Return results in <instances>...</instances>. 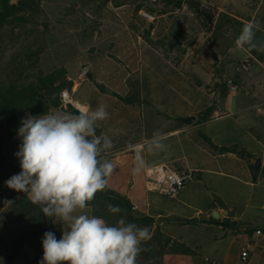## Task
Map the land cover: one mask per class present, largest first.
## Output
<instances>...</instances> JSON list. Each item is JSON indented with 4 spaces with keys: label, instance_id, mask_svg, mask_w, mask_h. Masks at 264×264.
Here are the masks:
<instances>
[{
    "label": "crops",
    "instance_id": "1",
    "mask_svg": "<svg viewBox=\"0 0 264 264\" xmlns=\"http://www.w3.org/2000/svg\"><path fill=\"white\" fill-rule=\"evenodd\" d=\"M184 8L196 15L184 3L174 8L173 14ZM158 17L165 19L166 14ZM237 20L244 25L253 23L252 19ZM255 32L256 40L264 41V31L255 27ZM168 37L170 46H179L180 40L171 42ZM222 42L219 46L210 40L204 45V38L197 39L194 58L173 65L169 61L173 60V47L165 60L163 52L138 38L140 65L134 86L138 101L122 102L126 106L121 108L123 114L114 117L112 124L98 122L99 135L109 136L114 144L105 154L114 165L106 188L125 197L131 207L120 219L150 220L147 224L132 222L148 227L152 234L151 240L142 244L145 250L137 264H209L205 259L215 264H264V65L246 48L232 51L235 42ZM245 59L251 61V68L244 74L236 69ZM151 68L156 69L152 73L161 69L169 76L162 86H148L153 81ZM227 80L233 81L234 90L219 86ZM69 105L77 112L91 109L89 104L77 109L71 100L57 109L68 112ZM207 109L210 112L203 115ZM192 116L195 121L189 126L178 121ZM157 130L167 133L168 151L158 155L145 152L151 167L133 175L134 156L125 150L127 143H143ZM19 138H14L17 145ZM254 164H259L256 176ZM156 166L191 174V179L177 196H163L149 190L147 184L148 170ZM20 171L17 157L6 171V181ZM22 197L31 202L27 194L8 188L0 179V264H39L26 229L29 225L31 231L30 216L17 204ZM83 211L96 213L91 206ZM214 211L218 219L212 218ZM53 219L48 217V231L59 239L62 225ZM242 247L248 249L247 262L240 261Z\"/></svg>",
    "mask_w": 264,
    "mask_h": 264
},
{
    "label": "rangeland",
    "instance_id": "2",
    "mask_svg": "<svg viewBox=\"0 0 264 264\" xmlns=\"http://www.w3.org/2000/svg\"><path fill=\"white\" fill-rule=\"evenodd\" d=\"M177 1L185 5L189 1L193 3ZM205 1L209 10L201 11L197 7L199 14L193 15L186 8L173 14V7H165L158 0H36L37 5L25 15L20 29L12 35L8 30L3 32L0 62L17 55L39 53L40 67L45 71L63 67L72 81L73 88L62 94V104L65 97L77 109L88 104L96 109L105 104L109 116L104 121L106 125L112 124L114 117L123 114L121 108L126 107L122 100L130 99L137 86L138 38L140 41L148 38L160 53H168L173 47L174 53L170 52L173 60L169 61L176 65L187 59L189 51L195 50L193 45L197 39L204 38V45L210 40L219 46L222 40L226 42L224 45L235 42L240 24L244 25L238 18L252 19L264 31V0ZM140 11L151 15L153 21L142 19ZM163 13L165 19H159ZM225 17L231 21L226 23L229 19ZM168 35L171 42L180 40L179 46H170V40L163 39ZM162 40L163 45H158ZM259 54L263 55L264 49ZM155 70L150 69L153 81L148 86H162V81L169 77L161 69L152 73ZM20 144H16V151ZM26 229L29 232V225Z\"/></svg>",
    "mask_w": 264,
    "mask_h": 264
},
{
    "label": "clouds",
    "instance_id": "3",
    "mask_svg": "<svg viewBox=\"0 0 264 264\" xmlns=\"http://www.w3.org/2000/svg\"><path fill=\"white\" fill-rule=\"evenodd\" d=\"M256 25L246 23L232 51L264 49L256 40ZM105 104L96 109L82 108L78 113L48 112L39 116L27 114L21 120V139L15 155L21 171L5 181L8 188L27 194L53 223L62 225L61 237L52 231L43 234V256L39 264H137L151 240L148 227H140L121 218L109 224L104 218L83 210L103 191L114 165L105 155L114 147L112 139L97 135L98 122L107 119ZM167 133L157 130L143 143H127L125 150L134 156L132 174L138 176L151 167L144 153H166ZM8 203H11L8 201ZM107 210L118 214L119 205Z\"/></svg>",
    "mask_w": 264,
    "mask_h": 264
},
{
    "label": "trees",
    "instance_id": "4",
    "mask_svg": "<svg viewBox=\"0 0 264 264\" xmlns=\"http://www.w3.org/2000/svg\"><path fill=\"white\" fill-rule=\"evenodd\" d=\"M15 1V2H12ZM193 2V0H191ZM163 6H171L178 8L181 3L177 0H158ZM194 3V4H193ZM190 1L186 3L189 10L194 14L197 12L198 4ZM36 0H0V45L3 43V32L8 30L10 34L20 29L25 23L24 17L31 13L35 6ZM161 15V14H160ZM225 19H229L225 17ZM229 19L226 23H229ZM235 23L236 20H233ZM244 25L240 24L242 29ZM241 29L238 31L239 35ZM12 35V34H11ZM166 37L164 40H168ZM149 46L155 47L148 38H143ZM163 45V40L158 43ZM159 49V48H158ZM247 51L254 56L260 63L264 64V54L261 55L254 49ZM39 53L30 55H17L9 61L0 62V179L6 181V171L17 161L16 144L14 138L18 136V129L21 126V120L27 114L39 116L52 110L57 109L61 104L63 92L68 91L73 86L72 81L67 76V71L63 67L53 68L45 71L38 64ZM167 60V52L161 54ZM233 82V81H232ZM201 85L200 82H196ZM226 86V85H219ZM133 95L130 99H121L125 103H134L138 101V92L133 88ZM101 92L104 91L100 87ZM68 112L78 113L70 105L67 107ZM209 109L205 110L203 115L208 114ZM97 135L99 133L97 132ZM3 174V175H2ZM264 174V170H263ZM18 206L22 211L30 216L31 231L27 232L36 249L39 261L43 256L42 239H43V222L40 207L28 202L26 197H22L17 201ZM109 204L119 205L123 210L118 214H111L107 210ZM88 206L94 207L96 210L95 216H101L105 219L119 220L123 213H128L131 209L128 200L119 194L105 188L103 191L97 192L95 198ZM29 212H34L29 214ZM47 217V216H46ZM127 221L147 224L150 220H137L127 216ZM47 226L49 221L47 217Z\"/></svg>",
    "mask_w": 264,
    "mask_h": 264
},
{
    "label": "built area",
    "instance_id": "5",
    "mask_svg": "<svg viewBox=\"0 0 264 264\" xmlns=\"http://www.w3.org/2000/svg\"><path fill=\"white\" fill-rule=\"evenodd\" d=\"M198 3V8L201 11H208L209 6L206 4L205 0H196ZM139 15L142 19L152 22L153 18L151 15L144 11H140ZM194 52L191 50L187 54L186 61H190L194 58ZM251 68V61L249 59H245L240 66L237 67V71L240 73H248ZM226 86L230 90L235 89V85L232 80L226 81ZM63 102H67L66 97L63 98ZM191 179V174L181 175L175 171H171L167 169L165 166H156L148 170L147 174V184L149 186V190L157 192L163 196L173 198L177 196V194L184 188L185 183ZM264 209V208H263ZM240 261L247 262L249 258V252L246 247H242L240 249ZM205 262L209 264H215L214 262H210L205 259Z\"/></svg>",
    "mask_w": 264,
    "mask_h": 264
},
{
    "label": "water",
    "instance_id": "6",
    "mask_svg": "<svg viewBox=\"0 0 264 264\" xmlns=\"http://www.w3.org/2000/svg\"><path fill=\"white\" fill-rule=\"evenodd\" d=\"M178 121L180 123H182L183 125L189 126L191 125L194 121H195V117H185V118H180L178 119ZM259 171V164H254L253 166V175H257ZM41 210V216H42V222H43V228H42V233L44 234L45 232L48 231V226H47V217L43 214L42 209ZM219 215L217 214V212H212V218L214 219H218Z\"/></svg>",
    "mask_w": 264,
    "mask_h": 264
}]
</instances>
